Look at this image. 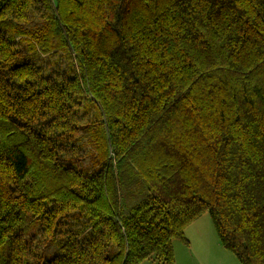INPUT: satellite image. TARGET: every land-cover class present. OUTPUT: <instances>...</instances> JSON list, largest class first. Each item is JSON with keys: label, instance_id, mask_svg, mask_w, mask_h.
<instances>
[{"label": "trees", "instance_id": "16d2710c", "mask_svg": "<svg viewBox=\"0 0 264 264\" xmlns=\"http://www.w3.org/2000/svg\"><path fill=\"white\" fill-rule=\"evenodd\" d=\"M205 212L264 264V0H0V264H173Z\"/></svg>", "mask_w": 264, "mask_h": 264}, {"label": "crops", "instance_id": "0c3cea01", "mask_svg": "<svg viewBox=\"0 0 264 264\" xmlns=\"http://www.w3.org/2000/svg\"><path fill=\"white\" fill-rule=\"evenodd\" d=\"M185 234L189 240L188 246L178 245L176 250L172 243L175 257L173 264H240L235 256L220 244L211 218L200 215L186 227ZM140 264L145 263L143 261Z\"/></svg>", "mask_w": 264, "mask_h": 264}, {"label": "rangeland", "instance_id": "374dc122", "mask_svg": "<svg viewBox=\"0 0 264 264\" xmlns=\"http://www.w3.org/2000/svg\"><path fill=\"white\" fill-rule=\"evenodd\" d=\"M84 148L86 149L87 155H86V163H89L90 161L93 162L94 161V157L96 156V149H95V145H93L91 142L87 141L86 138H84ZM203 215H205V217H207L208 219L210 218V215L208 212L203 213ZM81 222V220H80ZM172 243H174V246H176V250H178V245L180 247H184V244L179 240V239H174L172 241ZM56 252V248L53 247L52 245L49 246V251L47 252V257L53 255ZM179 252V251H178ZM179 254V253H178ZM145 264H163V262L161 260H159L157 257L155 256H151L149 258H147V260H143ZM142 261V262H143Z\"/></svg>", "mask_w": 264, "mask_h": 264}]
</instances>
